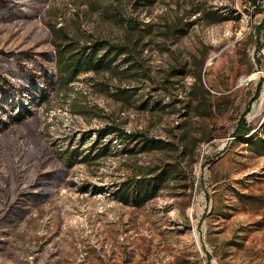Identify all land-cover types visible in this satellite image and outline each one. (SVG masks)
<instances>
[{"label":"rangeland","instance_id":"1","mask_svg":"<svg viewBox=\"0 0 264 264\" xmlns=\"http://www.w3.org/2000/svg\"><path fill=\"white\" fill-rule=\"evenodd\" d=\"M254 1L0 0V49L30 51L45 69L33 98L8 94L0 108V216L19 190L39 194L20 216L0 219V264H264V155L231 137L241 118L264 121V0ZM195 9L224 19L208 23ZM115 13L152 28L148 76L130 77L118 60L114 72L41 94L53 75L50 28L80 45L121 43ZM177 17L191 22L186 33L159 34ZM109 123L185 156L130 154L132 143L113 140L110 155L62 164L69 149L91 154ZM165 163L176 165L175 179L155 198L141 207L113 198V187Z\"/></svg>","mask_w":264,"mask_h":264},{"label":"trees","instance_id":"2","mask_svg":"<svg viewBox=\"0 0 264 264\" xmlns=\"http://www.w3.org/2000/svg\"><path fill=\"white\" fill-rule=\"evenodd\" d=\"M148 5L154 0H145ZM254 5L256 2L253 0ZM138 0H133L132 6L137 8ZM18 6V5H17ZM25 3L20 6L25 9ZM195 14H199L200 18L207 20L208 23L220 22L224 18L221 15H215L216 12L203 11L195 9ZM193 12V11H192ZM25 14V13H24ZM117 20L126 29L125 40L121 43H112L108 40L91 39L82 43L76 39H71L68 34L64 33L62 27H51L52 45L55 50L53 59L47 62H53V75L49 81L43 79V89L41 94L47 88H52L59 93L69 88V85L76 81L79 75L84 73H107L116 70V62L120 60L125 66V71L129 72V76L141 74L148 76L145 67V57L143 52L148 46V42H144L146 38H150L152 28L147 23H140L133 19H122L120 14ZM116 18V17H115ZM191 22L182 23L179 17L173 18L171 23L163 24V28L159 34L166 38L178 39L183 33H186ZM145 26V27H144ZM42 62V61H41ZM40 60L35 58L30 51H22L20 53L5 52L0 49V108L8 102V94L13 95L18 91L24 94L35 95L39 89H35L34 77L42 76L44 65H40ZM46 62V64H47ZM46 67V66H45ZM177 70H172L175 73ZM200 83V75H196V79ZM35 91V92H34ZM40 94V92H39ZM31 98V99H32ZM9 104V103H8ZM9 106V105H8ZM12 104L11 109L14 108ZM13 116V115H12ZM12 116L10 118H12ZM2 127L6 126L4 118ZM9 122V121H8ZM231 137L238 140L244 139L247 149L257 155H264V121L258 127H251L243 118L240 119L233 135ZM128 142L133 144L130 154L151 153L154 151L167 152L171 151L177 154L179 162L185 156L186 149H179V145L170 141H163L155 137H150L141 132H127L112 123L105 124L97 130L96 137L92 141L91 154L77 152L75 149H69L63 153L60 161L65 167H71L74 164L89 163L90 160H96L101 157L112 154V141ZM125 150L122 148L120 151ZM117 152V151H116ZM115 153V152H113ZM174 163H165L142 172L137 178L130 179L126 182L119 183L113 187V198L123 205H131L141 207L149 200L155 198L160 190L165 188L170 180L175 179L176 171ZM37 192L19 190L13 200L8 203L7 212L0 216L1 220L12 219L14 216H20L29 201L36 198Z\"/></svg>","mask_w":264,"mask_h":264}]
</instances>
